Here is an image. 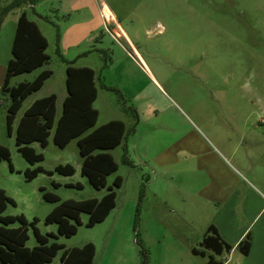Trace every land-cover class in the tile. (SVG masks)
Masks as SVG:
<instances>
[{"label": "rangeland", "instance_id": "374dc122", "mask_svg": "<svg viewBox=\"0 0 264 264\" xmlns=\"http://www.w3.org/2000/svg\"><path fill=\"white\" fill-rule=\"evenodd\" d=\"M10 1L0 0V5ZM61 1L38 0L35 6L21 7L31 18L42 14L50 19L39 21L49 40L50 60L13 76L10 85L33 80L44 69L53 73L24 101L14 125L33 98L52 92L59 97L58 118L68 93L69 61L96 70L94 106L101 112L96 126L120 118L128 127L123 142L111 150L119 168L107 177V186L117 175L123 177L117 210L131 208L138 218V245L145 249L148 264H157L165 235L181 231L177 208L163 199L166 189L202 184L193 174L200 158L210 159L227 183L250 186L264 196V0H86L83 18L76 11L57 9ZM21 8L5 17L0 30V141L10 148L15 167L1 163L0 187L16 202L4 214H24L29 222L37 218L43 234L57 235L51 241L65 248L81 246L102 233L103 225H86L89 214L82 213V224L72 236L59 234L57 223L45 221L66 199L100 198L107 192V186L97 189L82 174L79 138L59 147L53 129L48 146L35 144L45 158L33 165L19 151L15 133L8 131L11 98L2 86ZM66 163L75 167L74 174L55 170ZM38 165L53 173L28 180L25 171ZM42 187L60 200H46ZM37 244L29 224L27 245ZM63 251L52 264L60 262Z\"/></svg>", "mask_w": 264, "mask_h": 264}, {"label": "trees", "instance_id": "16d2710c", "mask_svg": "<svg viewBox=\"0 0 264 264\" xmlns=\"http://www.w3.org/2000/svg\"><path fill=\"white\" fill-rule=\"evenodd\" d=\"M38 0H11L8 4L0 5V30L5 17L14 9L27 4L34 5ZM45 19L50 20L48 17ZM59 33V29H58ZM49 40L41 31L39 25L29 18L26 11H22L18 17L13 46L12 58L9 60L6 78L2 86V93L9 95L11 102L7 109V123L9 134H12L13 123L24 101L34 92L41 89L45 81L52 75L51 69L42 70L33 80H24L17 85H10L11 78L47 64L50 55L47 53ZM118 93L121 90L113 88ZM68 94L63 103V111L57 118L56 93L36 99L21 116L16 130V144L19 151L31 164L44 160V154L38 152L32 144L38 142L42 147L49 144V137L54 129V141L59 147H66L74 138L78 139L80 154L83 158L82 174L87 176L90 183L97 189L107 186V177L116 172L119 164L115 159L112 149L120 145L127 133V123L120 118L96 126L99 110L94 106L98 97L96 83V70L89 66H75L68 62L67 67ZM135 112V110H134ZM134 129V128H133ZM8 161L11 170L14 166L11 160V150L8 146L0 144V165ZM126 162H130L128 158ZM56 171L65 175L74 174L76 169L70 164H59ZM48 172L41 165L28 168L25 171L26 178L33 180L39 173ZM57 184V183H55ZM123 185V177L117 175L113 184L107 186V192L101 197H92L84 200L66 199L58 204L47 216L46 223H57L58 232L61 235L72 236L78 232L82 224V213L89 214L86 225L95 226L102 222L115 208L117 204L118 189ZM82 187L81 183H78ZM46 200L56 202L60 197L50 191L41 188ZM15 200L7 191L0 187V264H47L53 261L61 249V264H93L96 255V245L88 242L82 246L65 248V245L57 241H51L56 237L55 233L43 234L36 226L37 218L29 222L24 214L5 215L9 204H15ZM18 222V226H10ZM29 224L34 228L38 244L34 247L27 245L29 239ZM135 239L140 245L138 218H135ZM251 245V236L240 243L244 253H248ZM232 245L226 242L215 226L209 227L204 235L200 248H193L197 254L205 255V251L213 254L208 256L207 264H222L215 256L229 251ZM142 262L147 263L146 251L141 249Z\"/></svg>", "mask_w": 264, "mask_h": 264}, {"label": "crops", "instance_id": "0c3cea01", "mask_svg": "<svg viewBox=\"0 0 264 264\" xmlns=\"http://www.w3.org/2000/svg\"><path fill=\"white\" fill-rule=\"evenodd\" d=\"M88 7L86 0H62L57 9H63L70 14L76 11L83 18ZM20 10V13L26 11L29 18L34 20L44 33L39 21L47 20L45 15L38 14V19H34L30 17L27 10L22 8ZM17 21L18 18L16 26ZM67 94L63 97L62 104ZM41 97L33 98L25 110ZM58 109L59 97L57 99V114ZM100 114L101 112L99 117ZM15 121L12 134L16 135L18 123L15 126ZM36 143L38 142H34L32 146L35 147ZM0 144L3 142L0 141ZM216 155L224 163L223 157L218 153ZM178 174L181 180H185L186 175L181 172ZM193 174L195 180L203 183L193 187L181 184L177 188L171 189L169 186L166 189L167 194L163 199L174 210L177 208V224L181 231L177 234L165 235L168 239L163 242L162 255L157 258L156 263L207 264L208 256L213 253L206 250L205 255H201L195 253L193 248L199 249L209 227L215 226L221 237L232 245L229 251L216 255V260H221L222 264H264V196L258 194L250 186L227 183L224 175L216 169L210 159L200 158ZM169 176L170 174H166L164 177L168 180ZM117 209L116 204L106 219L96 224L103 225L100 230L102 231L101 236L96 240L88 239L84 243L93 242L96 245L93 264H141L142 262L141 249L134 236V213L131 208H128V211L123 209L118 211ZM248 235L251 236V245L248 253H244L240 248V243ZM149 263L151 264V262ZM57 264H61V260Z\"/></svg>", "mask_w": 264, "mask_h": 264}]
</instances>
